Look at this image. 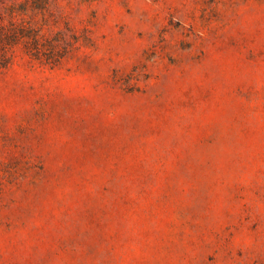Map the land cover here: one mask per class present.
Instances as JSON below:
<instances>
[{"label": "rangeland", "instance_id": "rangeland-1", "mask_svg": "<svg viewBox=\"0 0 264 264\" xmlns=\"http://www.w3.org/2000/svg\"><path fill=\"white\" fill-rule=\"evenodd\" d=\"M0 264H264V0H0Z\"/></svg>", "mask_w": 264, "mask_h": 264}]
</instances>
